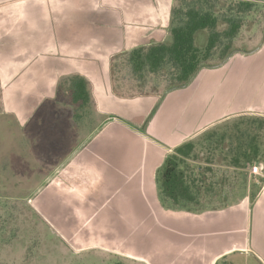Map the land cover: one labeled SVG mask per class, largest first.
<instances>
[{
	"label": "rangeland",
	"instance_id": "1",
	"mask_svg": "<svg viewBox=\"0 0 264 264\" xmlns=\"http://www.w3.org/2000/svg\"><path fill=\"white\" fill-rule=\"evenodd\" d=\"M254 1L235 39L244 51L258 48L264 37V0ZM254 53H237L228 72L234 77L238 70L241 91L248 79L251 92L264 88V82L258 83L259 59L264 64V57ZM119 73L128 83L122 88L129 90L122 91L115 81L111 91L122 101L111 104L107 114L95 109L98 94L91 93L88 101L78 99L72 108L65 105L75 122L72 130H66V123L50 132L55 129L50 123L38 132L36 125L30 129L26 121L0 112V264H200L223 247L229 229H245L242 212L196 216L166 195L164 152L169 139L180 136L178 130L201 126L197 110L187 109V100L172 94L176 90L163 95L167 78L147 75L142 81L146 93L134 95L141 83L123 63ZM67 87L68 79L59 94L71 102ZM156 88L159 92H153ZM195 103L194 108L207 107L208 98L203 105L197 102L198 107ZM241 112L193 136L196 146L184 168L201 187V208L222 209L229 200L240 203L245 189L250 188L253 198L262 185L264 113L254 107ZM122 125L124 134L117 129ZM243 131L257 133L261 148L258 162L236 174L231 161Z\"/></svg>",
	"mask_w": 264,
	"mask_h": 264
},
{
	"label": "crops",
	"instance_id": "2",
	"mask_svg": "<svg viewBox=\"0 0 264 264\" xmlns=\"http://www.w3.org/2000/svg\"><path fill=\"white\" fill-rule=\"evenodd\" d=\"M175 2L176 0H0L2 116L14 117L12 119L16 122L26 121L25 126L29 128L34 124L38 132L43 131L42 124H45L43 128L46 129L50 123L55 126L50 132L57 133L64 129L63 125L66 123L67 131L74 129L73 116L64 107L66 104H69L68 107L76 105L75 101L78 99L75 98V80L78 77L87 80L90 98L91 93L99 95L100 99L95 96L97 106L99 104L95 109L100 110L101 114H107L111 104L117 105V102L120 104L119 101H122V98L111 91L113 58L141 45L165 41L170 32ZM254 52L255 55L264 57V37L259 49ZM236 57L237 53L221 67L201 71L193 84L172 93L187 100V109L197 110L196 120L201 126L178 130L176 133L181 137L175 135L174 139H169L167 152H164L165 159L176 146L192 141L197 132L209 127L214 121L223 120L234 113H242L241 111L253 110V107L264 113V88L251 92L248 86L251 81L248 79L244 82L246 90L241 91L243 84L237 78L238 70L235 78L228 77ZM261 59L258 67L262 76L259 78L264 80V64H261ZM67 79L70 87L66 91L73 94L71 102L61 99L59 94ZM261 79L258 81L259 85L264 82ZM205 96L208 98L207 107L206 104L203 108L192 106L195 102L203 105ZM167 98H164V103ZM221 109H224L223 112ZM186 118L185 116V120ZM117 129L123 134L127 130L123 125ZM233 156L231 165L235 173L247 165H254L259 159H242L239 164H235L236 155ZM240 175L243 177L242 172ZM260 175L262 185L253 198L250 188L245 189L246 179H242L245 194H242L241 198L244 199L240 203L229 200L222 209L207 210L201 208L200 204L193 206V209H185L195 212L196 216H222L228 211L246 214L245 229L238 233L229 229L224 234L227 238L222 241L223 247L212 252L209 261H201L200 264H220L222 261H229L230 264H264V173ZM80 188L87 190L84 186ZM198 189L202 195L201 188ZM225 196L227 197V193Z\"/></svg>",
	"mask_w": 264,
	"mask_h": 264
},
{
	"label": "trees",
	"instance_id": "3",
	"mask_svg": "<svg viewBox=\"0 0 264 264\" xmlns=\"http://www.w3.org/2000/svg\"><path fill=\"white\" fill-rule=\"evenodd\" d=\"M255 5L254 0H176L170 32L165 41L141 45L113 58V87L115 88L117 81L123 91L125 84H128L119 73L121 63L128 66L136 81L141 83V88L137 87L136 91L131 89L134 95L143 92L145 86L142 81L146 80L147 75L159 76L165 80L167 78L169 85L163 92L164 95L189 87L201 71L221 67L236 52L257 51L259 46L255 50L244 51L235 42L245 23L243 16L249 15ZM75 86V98L88 100L87 80L78 77ZM156 90L157 88L153 92H159ZM252 124L257 125V122ZM239 140L240 144L234 148L235 164H239L242 159L257 160L261 148L259 135L251 132L246 135L243 131ZM194 146L196 145L192 141L178 145L166 158L162 185L166 195L178 208L191 209L201 202L198 189L201 187L195 179L189 180L184 168L186 159L192 156Z\"/></svg>",
	"mask_w": 264,
	"mask_h": 264
}]
</instances>
